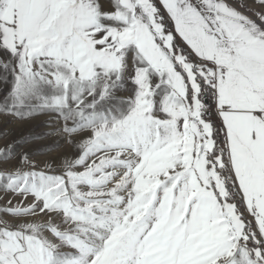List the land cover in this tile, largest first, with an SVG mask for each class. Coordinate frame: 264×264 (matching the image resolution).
Wrapping results in <instances>:
<instances>
[{"label":"snow or ice","instance_id":"6c2138e0","mask_svg":"<svg viewBox=\"0 0 264 264\" xmlns=\"http://www.w3.org/2000/svg\"><path fill=\"white\" fill-rule=\"evenodd\" d=\"M0 264H264V0H0Z\"/></svg>","mask_w":264,"mask_h":264},{"label":"rangeland","instance_id":"374dc122","mask_svg":"<svg viewBox=\"0 0 264 264\" xmlns=\"http://www.w3.org/2000/svg\"><path fill=\"white\" fill-rule=\"evenodd\" d=\"M237 2H238V0H237Z\"/></svg>","mask_w":264,"mask_h":264}]
</instances>
